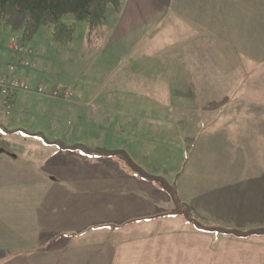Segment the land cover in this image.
<instances>
[{"label": "crops", "instance_id": "1", "mask_svg": "<svg viewBox=\"0 0 264 264\" xmlns=\"http://www.w3.org/2000/svg\"><path fill=\"white\" fill-rule=\"evenodd\" d=\"M114 22L115 43L151 29L150 50L143 60L155 61L159 49L179 39L170 37L173 31L192 29L211 33L206 37L210 48H233L264 63L254 55L264 40V0H124ZM193 42L186 39L189 51L173 60L172 80L183 83L181 88L168 86L167 96H201L210 86L200 80L216 79L208 71L201 73L207 61L191 49L197 45ZM9 67L0 60V77L10 73ZM83 93L79 90L78 101ZM78 101L74 104L79 106ZM11 108L0 95L1 111ZM195 122L173 119L126 126L117 119H73L67 146L63 136H49L53 143L48 136L29 137L46 145L35 146L38 153L26 148L44 173L27 186L26 153H0V264H264V241L256 240L260 234L252 235L262 229L264 216L256 212L260 207L264 211V178L244 180L243 169L238 160L232 165L235 159L229 152L216 153L212 168L188 169L193 154L189 145L195 138L189 129ZM61 123L32 121L31 127L56 129ZM237 123L232 120L230 126ZM143 127L161 130H136ZM179 137L186 143L183 152L157 141L173 138L176 143ZM211 145L208 151H219ZM229 149L232 153L233 147ZM11 158L22 160V169L6 162ZM196 223L215 230L200 232ZM164 226V231L153 230ZM140 230L142 234L134 233ZM238 231L252 233L239 238L233 234Z\"/></svg>", "mask_w": 264, "mask_h": 264}, {"label": "rangeland", "instance_id": "2", "mask_svg": "<svg viewBox=\"0 0 264 264\" xmlns=\"http://www.w3.org/2000/svg\"><path fill=\"white\" fill-rule=\"evenodd\" d=\"M120 9L122 5L117 10L110 7L106 21L91 35H89L87 23L77 22L71 14L64 15L62 20L74 29L73 42L65 46L53 42L52 27L42 28L30 44H24L21 41L20 32H15L3 21L0 22V60L6 61L8 67L16 66L17 73L21 70L24 75L16 76L27 80L33 87L37 85L35 83L37 80L38 84L45 85L47 91H52L57 87L61 91L67 89L69 95L66 101L53 100L47 96L18 93L20 98L16 99L14 107L11 108L12 112L10 109L7 111L0 109V153L19 154L29 152L27 150L36 151V147L46 145L45 142L42 144L39 140L32 139L38 136L41 138L43 136L51 138L63 136V146H67L72 140L69 138V133L70 121L73 119L93 118L94 120L111 121L117 119L126 126L135 122L191 120L197 122L193 123L195 128L189 129L195 138L191 137L194 142L191 140L189 145L193 150L190 152L193 154L190 156V168L188 169L212 168V159L216 153L229 152L235 159L232 165H235V161L238 160V168L243 169L244 180L250 177L263 181L264 63L251 61L241 53L239 54V50L236 51L233 48L227 49L225 46L218 47V49L210 48L208 43L211 40L206 37L211 33L192 29H184L181 32L173 31L170 37L176 36L179 39L173 41L170 47L159 49V57L156 56L155 61H150L149 58L143 60L146 50H150L151 29L149 28L146 32L140 30L118 43L113 42L114 17ZM202 32L205 33L202 34ZM178 34L186 38L177 37ZM186 39H191L192 42L197 39L193 42L197 44L196 47L191 49L198 51L206 58L204 61H207L205 66L202 65L201 73L205 75L208 71L216 79L200 80V83L205 82L211 89L203 90L205 92L201 96L182 94L167 96L164 92L171 84L177 88L182 87L183 80H172L174 67L172 63L173 60L177 62V58L183 57L189 51V48H185ZM239 40L240 38L235 41ZM13 44H22L23 48L32 49V54L26 57L32 65H36L35 68L20 67L22 56L10 48ZM248 50L251 51V49ZM254 55L256 59H264V40L260 51ZM139 58L140 61H138ZM140 70L142 74L137 75L135 72ZM180 75L175 74L174 78ZM6 76H11V72ZM188 82L186 81L185 84ZM79 90L84 91L80 101L77 100ZM111 91L114 92L113 96L110 95L113 93ZM181 92L184 93V91ZM24 95H30L31 98H26ZM111 100L114 103H107ZM53 101L61 104L59 107L55 106ZM76 101L79 102V106L74 104ZM38 103L42 105L39 106ZM157 108H162V110H157ZM232 120L238 121L234 127L230 126ZM32 121L45 123L61 121L63 127L56 129L31 127ZM200 121L204 122H201L199 126ZM213 121L217 122L212 123ZM208 124L212 127H206ZM144 126L151 125L147 123ZM52 130H55L53 134L50 133ZM136 130L145 132L161 129L143 127ZM175 130L182 136V129ZM76 131L73 129L75 132L73 135L77 134ZM126 131L128 132L129 129L127 128ZM86 132L89 135L92 131L87 128ZM50 137L47 141L53 143ZM23 138H26V141ZM183 140V137H179L176 138V143L173 138H158L157 141L164 147L170 144L183 152L186 147ZM66 141H69V144H66ZM214 143L219 151H208L209 145ZM231 146L233 147L232 153L229 149ZM50 151L48 149L45 153H50ZM12 159L6 162H9V165L11 164L15 169H22L24 162L18 158ZM36 161L30 160L26 153V186L32 179L40 178L41 174H44L43 171H39L42 170V166H39L38 159ZM260 181L256 182L262 184ZM259 211L256 214L264 216L262 207ZM260 217L257 216V218ZM248 219L254 222L256 218ZM261 222L262 229L256 240L264 241V218ZM166 227L168 226L156 227L153 230L162 229L161 231H164ZM142 232L143 230L134 231L135 234H142Z\"/></svg>", "mask_w": 264, "mask_h": 264}, {"label": "trees", "instance_id": "3", "mask_svg": "<svg viewBox=\"0 0 264 264\" xmlns=\"http://www.w3.org/2000/svg\"><path fill=\"white\" fill-rule=\"evenodd\" d=\"M123 0H0V22L15 32H20L22 43L30 44L42 28L52 27V40L60 45H69L74 40V29L62 20L67 14L77 22L87 23L89 35L100 28L107 19L108 9H119ZM6 103L14 106L17 94L5 97ZM200 232H213L198 223ZM222 235L228 231H215ZM252 232H233L239 238ZM260 232L252 233L258 235Z\"/></svg>", "mask_w": 264, "mask_h": 264}, {"label": "built area", "instance_id": "4", "mask_svg": "<svg viewBox=\"0 0 264 264\" xmlns=\"http://www.w3.org/2000/svg\"><path fill=\"white\" fill-rule=\"evenodd\" d=\"M21 45V46H20ZM16 54L21 55L20 60V67H29V68H35L36 65H32L26 57L27 55L32 54V49L23 48L22 44H13V46L10 47ZM17 67L11 66L10 72L11 76H3L0 77V95L7 97L12 94H34L38 95L40 97L47 96L50 97L53 100H66L68 101L69 95L67 89H63L61 91L60 88H55L52 91H47L45 85L43 84H37L35 87L32 86L31 83H29L27 80L16 76L17 75ZM61 91V92H60Z\"/></svg>", "mask_w": 264, "mask_h": 264}]
</instances>
